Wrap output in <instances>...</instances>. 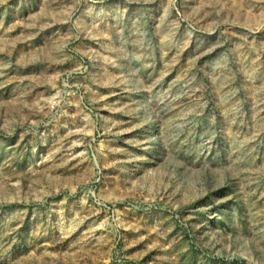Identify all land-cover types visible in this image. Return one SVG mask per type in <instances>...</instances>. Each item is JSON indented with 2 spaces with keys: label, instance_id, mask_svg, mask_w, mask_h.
I'll list each match as a JSON object with an SVG mask.
<instances>
[{
  "label": "rangeland",
  "instance_id": "obj_1",
  "mask_svg": "<svg viewBox=\"0 0 264 264\" xmlns=\"http://www.w3.org/2000/svg\"><path fill=\"white\" fill-rule=\"evenodd\" d=\"M0 264H264V0H0Z\"/></svg>",
  "mask_w": 264,
  "mask_h": 264
}]
</instances>
